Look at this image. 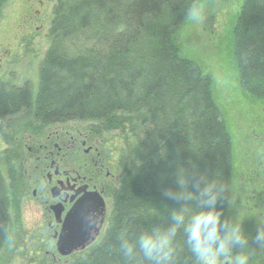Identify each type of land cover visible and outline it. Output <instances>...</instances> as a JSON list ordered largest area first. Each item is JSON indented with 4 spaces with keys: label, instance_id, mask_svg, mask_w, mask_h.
Instances as JSON below:
<instances>
[{
    "label": "trees",
    "instance_id": "trees-1",
    "mask_svg": "<svg viewBox=\"0 0 264 264\" xmlns=\"http://www.w3.org/2000/svg\"><path fill=\"white\" fill-rule=\"evenodd\" d=\"M191 2L54 0L49 48L40 69L46 81L50 70H58L74 82L52 102L44 84L35 95L28 86L0 87V131L9 143L0 159L6 170L5 175L0 168V251L12 233L11 209L27 191L12 140L15 118L40 134L51 125L87 123L106 143L117 134L124 159L136 161L108 187L110 208L99 242L62 264H122L118 234L159 223L166 208L178 206L164 191L176 189L182 168L190 176L215 174L227 188L229 204L232 137L215 100L212 77L182 55L176 40ZM229 40L240 85L249 97L264 102V0H241ZM69 51L74 56L65 59ZM81 57L86 61L74 74ZM224 212L228 216V205ZM33 238L38 247L42 231ZM31 252L32 258L25 254L30 257L26 264H52L37 248ZM180 264L193 262L184 253Z\"/></svg>",
    "mask_w": 264,
    "mask_h": 264
},
{
    "label": "rangeland",
    "instance_id": "rangeland-1",
    "mask_svg": "<svg viewBox=\"0 0 264 264\" xmlns=\"http://www.w3.org/2000/svg\"><path fill=\"white\" fill-rule=\"evenodd\" d=\"M240 3L241 0L204 1L202 22L192 25L185 21L176 32V40L182 55L196 60L213 79L215 100L232 137L228 216L243 215L248 221L247 231L254 236L256 222L264 220V102L249 97L237 79L229 37ZM53 5L54 0H5L0 10V85L15 89L28 86L35 95L44 84L50 92L49 102L59 98L63 88L74 82L72 76L58 70H50L48 81L41 73V63L49 48ZM70 52L66 53L65 59L74 56ZM81 59L78 66H73L74 74L81 71L83 61H86L85 57ZM78 124L88 127L87 123ZM114 135L108 138L111 141L107 143V152L111 154L112 173L116 176L124 168L132 169L136 161L132 156L124 159L123 143L117 134ZM3 150L0 141V159ZM0 168L6 175L1 160ZM255 171L259 172L257 180L263 181L257 187L248 181ZM10 214L12 233L0 251V264H26L27 258L33 257L31 251L37 248L38 242L33 237L42 230V211L26 196L18 201ZM23 234L27 238L21 240L19 236ZM27 253L32 256H25ZM253 264H264V250L256 253Z\"/></svg>",
    "mask_w": 264,
    "mask_h": 264
},
{
    "label": "flooded vegetation",
    "instance_id": "flooded-vegetation-1",
    "mask_svg": "<svg viewBox=\"0 0 264 264\" xmlns=\"http://www.w3.org/2000/svg\"><path fill=\"white\" fill-rule=\"evenodd\" d=\"M1 125L4 124L0 122ZM12 134L27 181L24 197L34 201L43 215V238L37 250L50 254L52 264L65 263L72 255L88 251L103 235L110 208L107 190L118 182V175L112 173L108 144L77 122L51 125L40 134L29 132L26 124L15 118ZM0 141L4 150L8 149L1 131ZM253 175L248 181L257 187L264 179L257 180L258 171ZM78 205H83L92 234L83 248L63 257L57 252V241L66 217Z\"/></svg>",
    "mask_w": 264,
    "mask_h": 264
},
{
    "label": "clouds",
    "instance_id": "clouds-1",
    "mask_svg": "<svg viewBox=\"0 0 264 264\" xmlns=\"http://www.w3.org/2000/svg\"><path fill=\"white\" fill-rule=\"evenodd\" d=\"M204 13L200 0H192L185 19L196 25ZM164 196L178 206L166 208L159 223L118 234L122 264H180L184 253L193 264H253L264 250V220L256 222L253 236L243 215L226 216L227 188L215 174L190 176L182 168L176 189L165 190Z\"/></svg>",
    "mask_w": 264,
    "mask_h": 264
},
{
    "label": "water",
    "instance_id": "water-1",
    "mask_svg": "<svg viewBox=\"0 0 264 264\" xmlns=\"http://www.w3.org/2000/svg\"><path fill=\"white\" fill-rule=\"evenodd\" d=\"M83 205H78L68 216L57 241V252L60 256H69L73 251L83 248L92 234V225L84 217Z\"/></svg>",
    "mask_w": 264,
    "mask_h": 264
}]
</instances>
